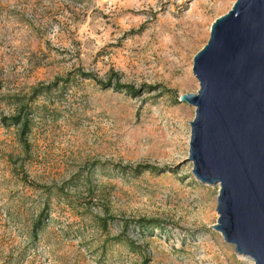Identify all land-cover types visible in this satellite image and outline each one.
<instances>
[{"label": "rangeland", "instance_id": "1", "mask_svg": "<svg viewBox=\"0 0 264 264\" xmlns=\"http://www.w3.org/2000/svg\"><path fill=\"white\" fill-rule=\"evenodd\" d=\"M234 1L0 0V122L30 129L0 123V264H253L211 228L178 102Z\"/></svg>", "mask_w": 264, "mask_h": 264}, {"label": "water", "instance_id": "2", "mask_svg": "<svg viewBox=\"0 0 264 264\" xmlns=\"http://www.w3.org/2000/svg\"><path fill=\"white\" fill-rule=\"evenodd\" d=\"M193 56L187 160L218 187L216 224L235 254L264 264V0H235Z\"/></svg>", "mask_w": 264, "mask_h": 264}, {"label": "trees", "instance_id": "3", "mask_svg": "<svg viewBox=\"0 0 264 264\" xmlns=\"http://www.w3.org/2000/svg\"><path fill=\"white\" fill-rule=\"evenodd\" d=\"M90 77V76H87ZM101 83V82H99ZM109 84V83H107ZM106 86V85H105ZM113 88L117 89H125V91H128L129 93H134L136 91H134L130 86L128 85H124V84H120L117 83L116 85L113 86ZM2 125H4L5 127L8 126H16L19 127L21 129L22 135H25L30 129H29V120L27 117L22 116L21 114L17 115V116H10V117H6L4 116L3 118H1V122ZM156 170V168L154 167H150L148 165L145 166H137L136 169L134 170V173H141L143 171H154ZM45 217V212H42L39 216V219L36 221V223L34 224V235H36L38 228L41 224H43V220Z\"/></svg>", "mask_w": 264, "mask_h": 264}, {"label": "bare ground", "instance_id": "4", "mask_svg": "<svg viewBox=\"0 0 264 264\" xmlns=\"http://www.w3.org/2000/svg\"><path fill=\"white\" fill-rule=\"evenodd\" d=\"M240 257H241V258H245L244 256H241V255H240Z\"/></svg>", "mask_w": 264, "mask_h": 264}]
</instances>
